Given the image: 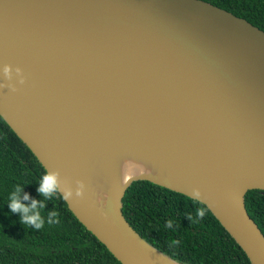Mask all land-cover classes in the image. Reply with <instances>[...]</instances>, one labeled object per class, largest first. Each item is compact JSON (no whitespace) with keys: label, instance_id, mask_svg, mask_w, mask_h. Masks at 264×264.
<instances>
[{"label":"water","instance_id":"1","mask_svg":"<svg viewBox=\"0 0 264 264\" xmlns=\"http://www.w3.org/2000/svg\"><path fill=\"white\" fill-rule=\"evenodd\" d=\"M0 118L118 263L178 264L122 216L125 190L146 181L192 200L199 189L194 201L264 264L243 201L264 192V32L244 19L201 0H0ZM120 154L153 171L120 180Z\"/></svg>","mask_w":264,"mask_h":264},{"label":"trees","instance_id":"2","mask_svg":"<svg viewBox=\"0 0 264 264\" xmlns=\"http://www.w3.org/2000/svg\"><path fill=\"white\" fill-rule=\"evenodd\" d=\"M242 18L264 32V0H201ZM46 174L30 151L0 118V264H120L67 210L58 194L46 199L38 192ZM17 185L20 200H33L45 220L36 230L21 223V214L9 208ZM24 195L29 200L23 199ZM247 215L264 237V192L247 191ZM121 213L128 225L151 247L178 264H249L243 252L204 205L146 181L132 182L121 199ZM206 209V208H205ZM58 212L59 223H47ZM191 216L192 220L188 217ZM55 219V218H54ZM169 220L172 227H166ZM196 223H192V221ZM172 240L179 243L170 246Z\"/></svg>","mask_w":264,"mask_h":264},{"label":"clouds","instance_id":"3","mask_svg":"<svg viewBox=\"0 0 264 264\" xmlns=\"http://www.w3.org/2000/svg\"><path fill=\"white\" fill-rule=\"evenodd\" d=\"M7 71V70H6ZM15 91V89H13ZM58 172H52V173H46L42 176V179L40 181V186L38 188V192L42 194L46 199L52 198L54 194H59L60 192V184L58 182ZM77 187L75 189V197L77 198H83L85 193V184L82 181H77ZM22 189L17 185L16 192L11 195L10 197V203L9 208L11 209V212L13 213H20L21 214V223L26 226H31L35 228L36 230H40L44 227L45 220L41 216V212L37 211V205L39 204V207L43 209L45 205L42 202H38L33 200L31 202V206H25L20 200L19 193ZM193 196L196 198L194 200H199L198 198L201 197V192L199 189H192ZM73 198V190L71 187H66L63 192V199L68 201ZM23 199L25 201L29 200L28 195H24ZM202 204H204L203 201L199 200ZM207 209L204 207H200L196 211V216L198 218H203L205 216ZM58 212L53 211L49 213L47 223L49 225L52 224H58L59 219ZM55 218V219H54ZM189 220H192V217H188ZM192 223H196V221H192ZM173 224L172 220H169L167 222L166 227L171 228ZM179 243L177 240H172L170 243V246H176Z\"/></svg>","mask_w":264,"mask_h":264},{"label":"bare ground","instance_id":"4","mask_svg":"<svg viewBox=\"0 0 264 264\" xmlns=\"http://www.w3.org/2000/svg\"><path fill=\"white\" fill-rule=\"evenodd\" d=\"M118 163V175L120 180L130 175H136L140 173H151L153 167L146 161L132 157L130 155L120 154L116 157ZM84 174L90 179L91 194L95 196L97 200L101 202L105 201L106 192L103 191V183L96 171V167H93L90 171L83 169Z\"/></svg>","mask_w":264,"mask_h":264}]
</instances>
